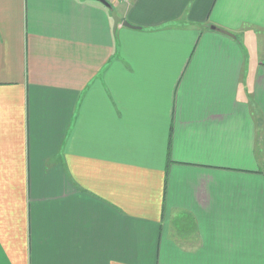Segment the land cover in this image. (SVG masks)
Returning <instances> with one entry per match:
<instances>
[{
  "label": "crops",
  "instance_id": "obj_1",
  "mask_svg": "<svg viewBox=\"0 0 264 264\" xmlns=\"http://www.w3.org/2000/svg\"><path fill=\"white\" fill-rule=\"evenodd\" d=\"M0 0V264H264V0Z\"/></svg>",
  "mask_w": 264,
  "mask_h": 264
},
{
  "label": "water",
  "instance_id": "obj_2",
  "mask_svg": "<svg viewBox=\"0 0 264 264\" xmlns=\"http://www.w3.org/2000/svg\"><path fill=\"white\" fill-rule=\"evenodd\" d=\"M100 2H102L105 6H107L109 9L112 10V17L114 20V27L116 28L119 24H123L126 26H131V27H135L133 26L131 23H129L127 20H124L123 18H121L117 11L113 9L112 4L108 1V0H98Z\"/></svg>",
  "mask_w": 264,
  "mask_h": 264
}]
</instances>
